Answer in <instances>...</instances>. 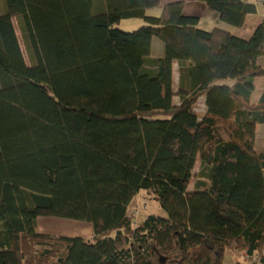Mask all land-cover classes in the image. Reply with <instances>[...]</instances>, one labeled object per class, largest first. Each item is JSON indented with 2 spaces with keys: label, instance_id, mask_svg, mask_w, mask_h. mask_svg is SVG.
Wrapping results in <instances>:
<instances>
[{
  "label": "trees",
  "instance_id": "1",
  "mask_svg": "<svg viewBox=\"0 0 264 264\" xmlns=\"http://www.w3.org/2000/svg\"><path fill=\"white\" fill-rule=\"evenodd\" d=\"M198 1L228 28L183 0H0V264H264V65L240 66L264 57V19L233 30L264 0ZM141 190L167 216L134 219Z\"/></svg>",
  "mask_w": 264,
  "mask_h": 264
},
{
  "label": "rangeland",
  "instance_id": "2",
  "mask_svg": "<svg viewBox=\"0 0 264 264\" xmlns=\"http://www.w3.org/2000/svg\"><path fill=\"white\" fill-rule=\"evenodd\" d=\"M176 1H182V0H161L160 6L156 7L152 10H149L150 15H156L159 16L162 13L163 7L166 5L176 2ZM186 2L185 7V13L186 14H195L200 16L201 22L200 26L204 29H212L214 27H223L228 28L226 25H222L220 19L218 18L217 14L213 11H211L204 2H200L198 0H183ZM254 2L256 0H253ZM78 3L80 5L81 11L83 15H87L89 13L88 7H87V0H78ZM264 8V2L258 1V9L259 12H263ZM144 24V20L141 18H130V19H123L118 24V27L131 31L138 29ZM160 41V40H158ZM161 42V41H160ZM262 65L263 61H259L258 63ZM243 65V66H242ZM247 65V66H246ZM242 67L244 68H250L253 65L249 63H242ZM235 76V75H234ZM260 81V80H258ZM263 83V80H261V83H257V91L256 95H254V99L258 98L260 96V89L261 85ZM204 102V99L202 100ZM259 130H256L255 136H257V132ZM135 209H139V213L137 215H133ZM129 213L133 215L134 219H140L144 218L145 216L149 214H156L161 216H167V212L160 206V204L151 196L148 195L146 190H141L133 199L132 203L129 206ZM41 225V228L45 229L47 232H52L54 234H63V235H70L72 232H76L75 234L78 235L79 233L90 231L91 227H89L88 224L84 221L65 218V217H57V216H41L39 217ZM72 234V235H75ZM236 258L234 256L233 252H227L225 257V263L226 264H236ZM246 264V263H242Z\"/></svg>",
  "mask_w": 264,
  "mask_h": 264
},
{
  "label": "crops",
  "instance_id": "3",
  "mask_svg": "<svg viewBox=\"0 0 264 264\" xmlns=\"http://www.w3.org/2000/svg\"><path fill=\"white\" fill-rule=\"evenodd\" d=\"M263 11H264V9H263ZM263 19H264V12H262L261 14H251V15H248V17L246 19V22H245V25L242 28L233 29L234 30V33H236L237 35H239V36H241L243 38H249L253 34L256 26L259 23H261ZM221 24L224 25L223 22H221ZM259 61H263V64L262 65H264V57H259V58H252V59L244 60V61H242L240 63V66H241L242 63L243 64L244 63H249L251 65H259V64H255V63H258ZM258 80H260V81H258ZM261 80H263V83H262L261 89H260V91L262 92L263 87H264V77H257L255 79V91L253 93V100H258V98L260 97L259 96L257 99L256 98L254 99V95H256V91H257V86L256 85L259 82L261 83ZM260 95H261V93H260ZM40 220H38V223L40 222ZM88 225H89V227H91V230L90 231L82 232V233H79L78 235L75 234L76 232H72V234H75V235L70 234L69 236H81V237H90V236H92V234H93V228H92L91 224H88ZM39 230L41 232H47L45 229H42L41 228V225L40 224H39ZM50 233H52V232H50ZM234 256H235L236 261H237L236 264H242V263L249 264V262L245 260L244 253L243 252H241V251L234 252Z\"/></svg>",
  "mask_w": 264,
  "mask_h": 264
},
{
  "label": "built area",
  "instance_id": "4",
  "mask_svg": "<svg viewBox=\"0 0 264 264\" xmlns=\"http://www.w3.org/2000/svg\"><path fill=\"white\" fill-rule=\"evenodd\" d=\"M246 254H244V258L246 261L249 262V264H261V258L258 254L253 255L248 260L246 259Z\"/></svg>",
  "mask_w": 264,
  "mask_h": 264
},
{
  "label": "bare ground",
  "instance_id": "5",
  "mask_svg": "<svg viewBox=\"0 0 264 264\" xmlns=\"http://www.w3.org/2000/svg\"><path fill=\"white\" fill-rule=\"evenodd\" d=\"M43 229V228H42Z\"/></svg>",
  "mask_w": 264,
  "mask_h": 264
}]
</instances>
